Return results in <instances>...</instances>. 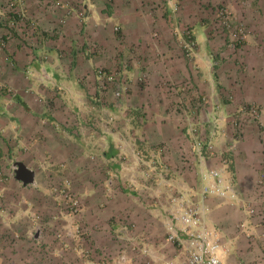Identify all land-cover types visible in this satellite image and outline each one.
Wrapping results in <instances>:
<instances>
[{
    "label": "rangeland",
    "instance_id": "rangeland-1",
    "mask_svg": "<svg viewBox=\"0 0 264 264\" xmlns=\"http://www.w3.org/2000/svg\"><path fill=\"white\" fill-rule=\"evenodd\" d=\"M144 1L146 0H142L141 3ZM156 1L153 0L154 3ZM159 1L160 9L155 12L169 19L166 9H170L174 12L177 23V27L170 29L167 22L162 26H158L155 22L150 31L152 39L156 41L150 56L156 69L154 81L159 87L162 85L169 87L168 92H178L177 97L174 98L178 101L172 102L176 103V107L170 103V106L164 108L168 113L174 109L183 116L186 113L197 112V118H199L202 108H205L204 112H209L207 109L213 107V103L209 101V92L206 91L209 88L210 94L218 93L222 104L217 107L215 103V110L217 109L218 112L223 110L227 115L225 120L222 118L216 122L209 121L204 115L202 122L192 121L200 130L191 134L189 121L181 119L178 127L181 131L180 137L163 139L155 149V144H152L147 136L148 127H144L146 112H151L152 109L147 107L144 112V106L141 110L136 108L131 110L128 106L132 101L143 99L144 96L138 93L147 90L146 86H150L154 81L147 80L146 74L145 77L132 75L127 80L122 79L119 64L115 68L100 67L97 73L101 69L108 74H115L119 77L117 80L119 84L108 85L106 82L103 83L106 80L100 77L98 79V84L101 86L98 91L100 94L95 96L94 92H90L91 87L87 80H85L88 85L86 89L78 80L77 82L82 85L79 88L84 92L85 101L81 104L80 102L72 104L74 110L69 111L66 103L61 99L75 100L77 92L72 97V91L64 85L65 91L60 84L46 91L44 96L50 98L48 105L53 111L59 113V111L67 112L68 110L69 117L75 120L76 117L80 118L79 125L83 130L72 132L70 136L65 137L66 141L52 139L51 148H45L43 155H40L38 152L40 148L25 151L22 141L27 143L29 139L25 141L27 137L21 122L10 124L9 114L2 111L7 109L8 101L3 102L5 105L0 109V264H21L22 260L29 261V259H32L30 264H142L141 261H137L138 253L142 245L146 247L147 245L139 243L140 235L131 230L135 225H131L130 234L123 235L119 231L112 230L109 222L102 220L94 224L95 217L96 220L100 218L97 217L95 209L99 212L105 207L104 188L109 187L105 186L104 182H100L109 176L108 171L105 170L104 159L102 155H97L99 153L93 152H99L101 148L99 144L102 143L94 140L91 126L97 130L96 124L103 126V122L112 128L113 134L110 139L115 147L121 150L125 145H130L129 151L122 153L118 159L126 163L133 175L138 172L151 191L156 190L158 194L156 193L155 197H164L165 200L169 193L170 199L172 195L182 190L177 181H184L188 187L187 190L198 199V202H201L202 195V186L197 174L198 165L193 160L196 168H192L186 161L195 156L193 152L195 139L207 137L203 133L209 131L208 125L213 127L215 132V124H217L220 132L214 138L216 152L233 159L236 153L239 154L244 148H248L249 151L254 152V158L253 162L247 158V165L250 169L258 165L255 184L244 188L248 196L244 195L245 191H241L240 201L223 202L239 206L245 214V218L236 225L237 228H240L242 222L246 223L243 230H248L250 225L264 226V209L261 205L264 190L259 189L256 184L264 175V0H178L181 1L180 4L175 0ZM172 3H177L178 8L176 9L173 5L171 7ZM19 12L21 10L17 11ZM20 24L18 28L22 29L15 40L4 42L1 37L3 40L0 42V48H2L0 49L2 54L0 67L3 66V72L0 74V100L14 98L16 86L10 84L13 74L17 77L18 83L25 82L27 76L32 75L30 69L28 70L27 61L32 58L30 56L34 44L40 42H38L39 39L28 35L27 32L30 31L31 26L27 22ZM187 31H190L195 41L192 51L189 50L190 54L184 47L183 40L181 44L177 41L178 51H174L169 42H163L169 35L181 34L187 38ZM8 48H16L15 53L7 54ZM69 56L62 55V62L71 65L74 57ZM135 56L136 54L132 57L127 54L123 58L124 64L127 66L130 64L131 69L144 66L143 62L147 61V58L143 57V52L136 56L137 61ZM132 59L137 66L130 62ZM43 60L48 59L43 58ZM62 62L60 61L63 65ZM20 66H22V72H19ZM164 69L168 71L164 77L166 82L161 78L158 79L157 76H160ZM7 73L8 75L5 76ZM161 75L163 77V74ZM49 76H52V72ZM55 77L54 80L58 82L73 80V77L68 74L66 78L61 75ZM104 85H108V88ZM213 87L217 91H212ZM106 89H108L107 92ZM20 90L23 91L21 88ZM117 91H121V96H117ZM181 92H185V95L182 96ZM248 95L250 100L247 98ZM95 99L100 101L93 102ZM118 100L124 101L127 104L126 108L113 106ZM207 105L210 107H205ZM161 109L162 107H154V110ZM96 110L102 116L100 122L91 117ZM134 111L143 115L145 120L137 122L132 119ZM155 113L159 112L155 111ZM85 114L91 115L88 121H85ZM164 125L166 132L173 126L172 123L169 128L167 123ZM201 125L205 127L204 132ZM254 125L259 126L260 135L257 136V143L253 144L251 129ZM173 132L175 134V131ZM151 133L154 135V132ZM43 134L39 133V136L42 137ZM102 134L104 138L105 133ZM182 136L183 140H181ZM211 137L213 138L212 134ZM62 142H66L65 146ZM110 143L111 141L108 144ZM30 157L36 162L33 160L32 163L29 160ZM102 160L103 163H101ZM18 161L28 165L26 169L24 168L22 178H26L28 183L31 182L29 186L24 187V181L17 176L16 162ZM34 163L40 164L33 171L29 166L34 167ZM233 165L228 167L227 176L231 180L236 177L231 169ZM112 177L115 178L116 175ZM37 178L41 182L45 181L48 186L41 188L33 185L35 181L37 182ZM168 179L171 181L169 184L166 183ZM147 194L150 195V191ZM45 196L47 200L43 199ZM209 198H217V196L210 195ZM88 204L93 209L91 212L87 211ZM36 206L38 208L35 209ZM250 206H254L257 210L253 215L249 213ZM31 207V213L26 214ZM163 214L158 231L159 238L164 243L162 245L164 252L157 264H167V262L179 264L184 259L180 253L182 249L184 251L185 249L176 242L167 240L168 218L164 212ZM122 218L126 223L127 219ZM103 225H107L106 230L110 232V236L100 228ZM211 227L218 229L216 225ZM93 229H99L98 236H93ZM250 235L255 237L254 234ZM250 235L246 236V243L251 242ZM253 246L254 244L247 245L248 256L262 250L254 249ZM36 247L42 248V255L36 253Z\"/></svg>",
    "mask_w": 264,
    "mask_h": 264
},
{
    "label": "crops",
    "instance_id": "crops-1",
    "mask_svg": "<svg viewBox=\"0 0 264 264\" xmlns=\"http://www.w3.org/2000/svg\"><path fill=\"white\" fill-rule=\"evenodd\" d=\"M141 1L142 0H0V39L1 37L4 39H1L0 42L2 40L4 42L15 40L20 33L19 31L22 29L18 28L21 26L20 23L22 22L23 24L27 22V24L31 26L30 31L28 30L27 32L28 35H30L31 38L34 37L35 39H39L38 42H40L39 44H34L32 55H29L32 58L27 61L28 70L30 69L32 75L27 76L25 82L18 83L17 77L13 74L10 78V84L16 86L14 98L10 100H0V109L5 105L3 102L8 101L6 104L7 109H3L2 111L9 114L10 124H14L17 121L21 122V126L24 129L23 131L27 137L25 141L29 139L27 143L22 141V144L25 145L26 152L27 150L29 152L31 149L35 148L38 150L40 148L38 152L40 155H43L45 148H51L52 139H58L59 141L70 136L72 132L83 130L79 125L81 121L80 118L76 117L75 120L69 117L70 114L68 112L74 110L72 109V104H78L79 102L80 104L84 103V92L79 87L82 84L86 89L88 85L85 80L88 81L91 87L90 92H94L95 96H97L101 87L98 84L100 76L97 73L100 67L115 68L119 64L122 79L127 80L131 78L132 75H138L139 77L140 75H144L145 77L146 74L148 75L146 77L147 80H155L156 69L154 68V64H152L153 62L150 56L152 55V51H154L153 44L156 43V41L152 39V33H150L151 28L155 22L158 26H162L167 22L170 29H174L177 27V23L175 22L174 12L170 9H166L169 19L155 12V10L160 9L161 2L159 0L155 3L153 0L150 2L146 0L143 3H141ZM175 1L179 4L181 3V1L178 0ZM167 4L169 5L168 2ZM18 10H21V12L17 13ZM117 26H119V29H117ZM184 38L185 37L181 34L174 36L169 35L163 42H169V45L174 48L173 50L178 51L177 41L181 44L183 40L185 47L186 38ZM8 50L9 52L6 53L11 55L15 53L16 48H8ZM140 52H143V57L147 58V61L143 62L144 66L131 69L132 66L130 64L128 66L124 64L123 58H125L127 54L132 57L135 54L136 56L140 55ZM1 55L0 53V56ZM62 55H64V57L69 55V57H74V62L71 65L65 64L61 60ZM136 56L134 57L135 59ZM43 58H47L48 60L44 61ZM130 62H133L135 66H137L134 59ZM20 67L21 68H18L19 72H22V66ZM2 68L3 66L0 67V74L3 72ZM51 72L54 77L61 75L66 78L68 74L70 77H73V80L55 81L54 79L56 77L49 76ZM161 74H163V77ZM167 74V70H162L160 73L161 77L157 75L159 77L158 79L161 78V80L166 82L164 77ZM7 75L8 73L5 76ZM78 80L81 81V84L77 82ZM59 84L64 90L66 89L64 85L67 86L73 93L71 95L72 97H74V93L77 92V99L75 100L61 99L62 102L66 103V108L69 109L67 112L63 110L59 111V113L53 111L51 106L48 105L50 98L48 99V97L44 96L47 93L46 91L53 88L52 86ZM20 88L23 89V91H21ZM10 89L11 88H9V90ZM146 89L147 90H144V92L138 93V95L142 94L144 96L143 99L140 101H132L128 106L131 110L133 108L141 110V107L144 106V112H146L147 107L152 109L151 112H146L147 118L144 127H148V129H146L148 131L147 136L149 141L155 144V149L158 148L157 145L163 139H168L173 136L180 137L181 131L178 127L181 119L186 122L189 121V124L193 125L194 122L197 123L199 120L202 122L204 120V115H206L207 120L214 122L218 119L220 121L222 118L225 120L227 116L223 110H219V112L217 109L215 110V103L217 107L221 106L222 103L220 102L218 93L213 92L210 94L211 90L209 88V90L206 89V91L209 92V101L213 103V107L212 109H207L209 112H204L205 108H202L201 113H199V118H197V112L194 114L186 113L185 116H183L174 109L171 113L166 111L164 107L170 106V103L173 107H176V103L172 102L178 101L174 99L177 97V91L168 92L167 90H169V87L163 85L159 87L155 81L150 86H146ZM107 90L108 89H106V92ZM215 90L216 89L213 87L212 91ZM38 92H40V94H38ZM181 95H185V92H181ZM95 96L92 97L95 98ZM111 98L113 100V97ZM247 98L250 100V95H248ZM99 101V99H95L93 102L98 103ZM223 103L225 102L223 101ZM114 105L115 107L118 105L126 108L125 105L127 104H125L124 101L120 102L118 100L113 106ZM68 106H70V108H68ZM155 106L162 107V109L154 110ZM205 107H210V105ZM155 111L159 113H155ZM92 114L93 116L85 114V121H88V118L91 116L93 120L100 122L102 116L99 114L98 110ZM132 115V119L137 122L145 120L144 116L136 111L132 112ZM164 123H167V128L170 127L171 123L173 126L166 132ZM103 124V126L96 124L98 127L97 130L94 129L95 127L91 126L94 140L102 143L99 144L101 145L99 152H93L99 153L97 155H102L106 164L105 170L109 173V176L100 181L104 182V185L109 187L104 188L105 207L99 212H96L95 209V213L98 215L97 217H100V220H96L95 217L94 224L102 220L104 222H109V227L112 230L119 231L123 233V235L130 234L131 232L129 229L135 225L134 229L131 230H134V233L140 235L139 243L147 245L153 251V255H149L139 250L140 253H138L139 256L137 257V261H141L142 264H157L159 259H162L161 256L164 252L162 248L164 243H162L159 238L158 228L161 224V217L164 215L163 212L168 218V208L170 207L169 196L171 194L168 193L165 200L164 197H155L157 193L156 190L152 189L151 191L147 182L142 180L138 172L137 177V173L133 175V173L129 171L130 169L126 163L119 160L118 157L122 156V153L129 151L128 148L130 145H123L124 147L121 150L115 147L113 141L110 139L113 134L111 126H107L104 122ZM215 125V132H213L214 128L208 125L207 128L209 127V131H207V133L204 132L205 127L203 128V125H201V129L204 132L203 134L207 137L212 134L213 138H215L220 132V130L217 129L218 125ZM258 128V125H254L251 129V143L253 144L257 143V136L258 134L260 135ZM199 130L200 129H198V131ZM222 130L224 131V129ZM173 131H175V134ZM103 132L105 133L104 138ZM151 132H154V135ZM39 133L44 134L40 137ZM181 140H183V136ZM109 141H111L110 144H108ZM62 144L65 146L66 142H62ZM132 150H134L133 147ZM253 153L254 152L249 151L248 148H244L241 153H236L233 159L229 157L231 159L229 167L234 164V167L231 169L236 175L235 178H232H234L233 181L239 187L240 192H244L246 190H244V188H249L250 185H253V183L255 184L258 174V165L251 169L247 165V158L253 162ZM29 160L32 163L33 160L36 162V160L31 157ZM101 163H103V160ZM39 164L35 165L34 163L35 168L32 166L29 167L34 171L39 167ZM25 165L27 164L25 163ZM36 174L38 176V172ZM112 175H116V177L113 178ZM166 183L169 184L171 181L168 179ZM177 183L181 186V189L188 188L184 181H177ZM29 185H31L30 181L29 183L24 182V187ZM33 185L41 188L42 186H48L45 181L41 182L38 178L37 182L35 181ZM148 191H150L151 196L147 194ZM88 192L90 193L89 190ZM244 195L248 196L246 191ZM43 199L47 200V197L45 196ZM125 200H128V202H125ZM207 203L210 207L207 222L211 224V226H218L229 248L228 252L225 253L226 260L230 264H264V226L250 225L249 229H246L247 231L243 230L244 228H242V226L237 228L236 225L239 221L245 218V214L239 206L232 203L225 204L223 200L221 201L218 198H209ZM36 208L38 207L36 206L35 209ZM31 210L32 207L26 214L31 213ZM92 210V207L88 204L87 211L91 212ZM122 217L127 219L126 223H124ZM120 218L122 219L120 220ZM29 220L31 221L30 218ZM230 222H232L231 225ZM100 228L110 236V232L106 230L108 229L107 225H103V227ZM99 233V229H93L92 234L94 237L95 235L98 236ZM250 234H254L255 237H252ZM249 235L251 242L246 243V236ZM249 244H254V249L258 248L262 250L248 256L247 254H249V251L247 250V245ZM261 246L263 248H261ZM35 249L38 255L43 254L41 252L42 248L36 247ZM180 255H183L185 258L184 253L181 252ZM31 261L32 259H29V261L22 260L21 264H30Z\"/></svg>",
    "mask_w": 264,
    "mask_h": 264
},
{
    "label": "built area",
    "instance_id": "built-area-1",
    "mask_svg": "<svg viewBox=\"0 0 264 264\" xmlns=\"http://www.w3.org/2000/svg\"><path fill=\"white\" fill-rule=\"evenodd\" d=\"M172 5L176 9L178 8L177 3H172ZM187 32L185 48L190 54L189 50L192 51L195 41L190 31ZM98 73L101 78L106 80L103 83L106 82L108 85L119 84L117 82L119 77L115 74H108L101 69ZM108 85L104 86L108 88ZM116 94L121 96V91H117ZM189 129L191 134L198 131L194 124L190 125ZM193 152L195 156L186 163L194 168L195 163L193 160H195L198 165L197 174L202 186L201 202H198V199L187 189H182L179 193L170 197L168 221L166 223L167 240L176 242L185 249V251L183 249L181 251L185 254V258L179 264H230L225 258V253L228 252L229 248L223 239V235L218 229L209 226L207 222V216L210 212L207 199L210 195H215L223 201H240L239 187L233 179L231 180L227 176L230 160L223 153L216 152L214 138L209 136L195 139ZM256 184L259 189L264 190V175L258 179ZM262 201L263 204L261 205L264 209V197ZM248 209L250 215L257 211L254 206H250ZM245 225L246 223L242 222V228ZM140 250L153 255L152 249L148 246L142 245ZM167 264L172 263L167 262Z\"/></svg>",
    "mask_w": 264,
    "mask_h": 264
},
{
    "label": "flooded vegetation",
    "instance_id": "flooded-vegetation-1",
    "mask_svg": "<svg viewBox=\"0 0 264 264\" xmlns=\"http://www.w3.org/2000/svg\"><path fill=\"white\" fill-rule=\"evenodd\" d=\"M23 173H24V168L23 167H19L18 166V169H17V175L19 176V177H23Z\"/></svg>",
    "mask_w": 264,
    "mask_h": 264
},
{
    "label": "water",
    "instance_id": "water-1",
    "mask_svg": "<svg viewBox=\"0 0 264 264\" xmlns=\"http://www.w3.org/2000/svg\"><path fill=\"white\" fill-rule=\"evenodd\" d=\"M19 165H20L21 167H23V168L26 169V166H25L22 162H19ZM18 177H19V176H18ZM19 178L23 179L25 183L28 182V180H26V178H22V177H19Z\"/></svg>",
    "mask_w": 264,
    "mask_h": 264
},
{
    "label": "clouds",
    "instance_id": "clouds-1",
    "mask_svg": "<svg viewBox=\"0 0 264 264\" xmlns=\"http://www.w3.org/2000/svg\"><path fill=\"white\" fill-rule=\"evenodd\" d=\"M117 27H118V26H117ZM118 29H119V28H118ZM19 162H20V161L16 162V166H19V167H20ZM22 163H23V162H22ZM23 164H24V163H23ZM24 165H25V164H24ZM25 166H26V165H25ZM26 168H27V167H26ZM17 169H18V168H17ZM17 169H16V170H17ZM17 176H18V175H17ZM18 178H19V177H18ZM19 179H21V178H19ZM21 180H23V179H21ZM23 181H24V180H23Z\"/></svg>",
    "mask_w": 264,
    "mask_h": 264
}]
</instances>
